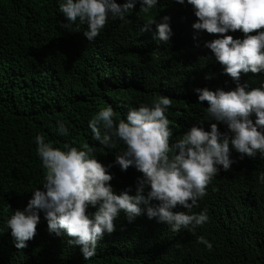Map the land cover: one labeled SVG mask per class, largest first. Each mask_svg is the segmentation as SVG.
I'll list each match as a JSON object with an SVG mask.
<instances>
[{"label":"trees","instance_id":"16d2710c","mask_svg":"<svg viewBox=\"0 0 264 264\" xmlns=\"http://www.w3.org/2000/svg\"><path fill=\"white\" fill-rule=\"evenodd\" d=\"M60 2L0 0V228L42 185L37 134L54 147L72 141L77 148L92 147L99 162L113 164V189L119 193L132 187L134 194L141 173L131 166L121 171L114 164L116 151L124 146L118 142L115 149L107 150L92 140L88 121L108 106L115 119H124L129 107L168 96L171 145L192 125L202 123L208 130L215 122L206 120L207 102L199 104L194 89L235 87L204 47L219 34L192 29L197 18L191 5L158 0L152 17L158 22L169 16L173 32L169 42L161 44L153 39L154 24L141 32L149 17L140 13L139 2L128 14L129 23L109 20L91 42L83 36L86 26L79 31L61 27L66 20ZM226 34L244 37L240 30ZM244 82L250 88L260 87L264 73H241L240 83ZM57 119L65 123L68 136L55 131ZM218 129L227 131L223 124ZM232 159L230 170L213 178L199 207L193 209H207L210 219L202 231L174 235L159 225L167 224L144 213L132 222L121 213L114 221L115 231L105 234L96 255L84 260L79 246L67 243L68 237L49 234L41 214L36 234L24 249L14 247L10 230L0 232V264H264V183L258 182L264 157L240 159L233 151ZM87 211L91 214L95 209ZM198 236L212 242L211 251L197 243Z\"/></svg>","mask_w":264,"mask_h":264},{"label":"clouds","instance_id":"9594fccd","mask_svg":"<svg viewBox=\"0 0 264 264\" xmlns=\"http://www.w3.org/2000/svg\"><path fill=\"white\" fill-rule=\"evenodd\" d=\"M139 2V11L149 17L141 32L155 25L154 40L168 43L173 35L170 17L165 15L157 22L152 17L158 0H61L59 11L66 23L61 27L75 31L86 26L84 38L91 42L100 35L109 20L129 23L128 14ZM192 6L197 18L192 29L218 38L206 41L215 61L223 67L235 83L233 89L214 91L196 88L198 103L204 107L208 130L202 123L192 125L171 145L173 135L167 118L172 100L157 96L151 104L129 107L124 119H115L111 106L100 109L89 121L92 140L107 150L124 146L116 151L114 164L121 171L130 166L141 173L132 187L117 193L110 181L113 164H102L93 155V148L73 146L54 147L43 135L34 138L36 154L44 169L42 185L31 191V197L22 209L13 210L4 220L0 232L10 230L17 250L28 246L36 234L41 214L47 222V231L56 236L68 237L69 245L79 246L84 260L97 253L98 242L105 234L115 231L114 221L123 213L132 222L146 214L156 218L163 228L174 235L185 230L195 234L196 229L209 222L207 209L194 212L198 201L207 194V186L221 171H229L235 162L232 152L240 159L264 157V84L250 88L240 83L241 73H264V0H174ZM75 25V29H73ZM240 30L244 37L233 38L228 32ZM255 32L254 35L250 33ZM195 39V37H194ZM208 78V77H206ZM218 124L226 126L221 132ZM55 131L68 136L69 131L61 119L55 122ZM264 183V172L258 175ZM89 208L95 211L88 213ZM174 209H185L178 211ZM197 243L211 251L213 244L204 236Z\"/></svg>","mask_w":264,"mask_h":264}]
</instances>
